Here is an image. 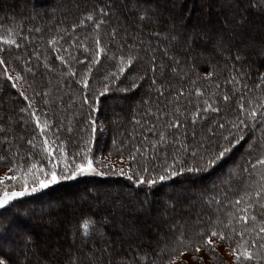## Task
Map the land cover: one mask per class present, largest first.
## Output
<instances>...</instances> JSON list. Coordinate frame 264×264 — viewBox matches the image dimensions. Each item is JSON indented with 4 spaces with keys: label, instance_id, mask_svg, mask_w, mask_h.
Instances as JSON below:
<instances>
[{
    "label": "snow or ice",
    "instance_id": "6c2138e0",
    "mask_svg": "<svg viewBox=\"0 0 264 264\" xmlns=\"http://www.w3.org/2000/svg\"><path fill=\"white\" fill-rule=\"evenodd\" d=\"M241 2L243 0H227L232 14L222 19L219 30L193 31L185 38V50L196 44L206 45L212 50L200 52L201 57H207L209 70L206 73L201 74L196 65L188 64L187 72L180 76L181 81L189 74L195 76L187 92V103L191 109L179 103L178 98L185 94V89L180 87L172 92V99L176 103L171 111L155 110V116L163 117L164 123L153 124V128L160 129L153 139L149 140L152 129H148V135H144L148 128V122L144 120L139 142H134V137L127 133L114 137L113 148L107 156L98 157L93 151L97 120L92 114L99 111L101 97L114 92H135L145 83L149 93L155 91L158 96L165 95L164 84L157 77L159 72L162 78L164 66L157 62L156 49L152 48L151 42L145 44L135 38L150 25H162L149 0L124 2V7L140 22L135 35H130L127 28L123 29V36L118 27L104 30L114 14L113 3L86 9L78 23L59 28L55 35L47 39L49 47L46 51L55 57V61H59L62 72L68 78L63 84L67 86L70 81L71 85L78 86V101L77 95L72 96L75 114L80 115L88 126V138L81 141L83 146L71 153L67 148L68 141L61 136L65 125L57 124V113L53 107L57 100L62 103V97L56 96L51 87L39 89L35 79L31 82L28 79L29 75L35 77V69L29 66L32 57L42 62L43 68L49 72L53 71V62L49 56L38 51H33L27 60L13 56L11 49L21 48L14 38L15 31L8 29L6 35H0V81L7 83L22 98L24 106L19 108L17 122L32 127V135L25 141L30 150L23 153L18 144L14 145L6 134L3 136L2 143L7 144L8 149L0 154V164L8 167L0 175V209L12 207V202H19V198L41 193L62 181L80 176H119L130 182L133 192L144 188L150 190L186 173L192 174L195 181L202 174L209 173L238 147L244 149L241 157L243 164L235 163L232 170L218 178L211 191L194 185L188 195L181 193L165 200L163 207L155 214L147 199L148 191H145L144 199H136L130 192L116 200L111 210L99 220L81 217L82 222L68 229L72 233L73 245L77 238L81 243L69 249L67 258L59 261V264H174L176 258L189 251L199 253L202 248L212 253L213 260L220 264L222 257L217 253L220 244L228 246L232 264H264V72L258 74L256 82L250 87L245 82L249 75L237 72L234 66L243 60L241 46L253 42L249 40L252 29L247 12L250 9L257 16L264 17V0H247L248 8L243 10L240 8ZM106 8L109 10L106 11ZM88 22L91 23V31L84 41L90 37L91 46L79 41L75 35ZM261 28L264 29V24ZM35 31L39 32L40 29ZM174 31L173 28L171 32L156 31L150 34L156 39L162 37L171 45L178 42L182 35L173 34ZM66 36L71 40L67 47L62 43ZM105 39L107 44L104 43ZM128 40L132 43H128ZM70 49L78 55H72ZM171 50L170 46L166 47L163 55L168 56ZM214 55L223 57L224 68H228V61L233 62L231 72L235 73L224 81L232 86L231 94L226 92L218 98L220 65L211 62ZM102 56L110 59L112 69L93 83L94 69L102 63ZM145 58L147 67L137 69V64ZM170 59L173 61L171 70L178 72L184 62L174 55ZM77 65L83 68L82 72ZM201 82H212L216 91L196 86ZM48 83L51 85V81ZM233 100L235 107L227 111L220 106L221 101L228 105ZM141 103L145 107L144 116L151 119V99L145 98ZM228 111L233 113L230 118ZM222 112L225 115L222 116ZM25 113L28 114L27 119ZM212 115L218 119H212ZM131 119L136 125H141L143 116L137 120L133 115ZM198 122L200 133L195 128ZM114 123L119 124V119ZM189 125L192 126L190 138L185 134ZM181 129L185 132H181ZM66 131L71 133L73 128L68 126ZM81 131L86 129L82 128ZM169 146L171 153L167 151ZM113 155L117 157L115 161L110 159ZM125 163L127 167H117V164ZM233 180L240 182L239 188H233ZM230 192H236V195L229 198ZM198 202L207 206L206 213L201 214ZM20 214L16 212L13 216ZM23 215L31 219L28 213ZM109 228L116 231L109 234ZM33 243L30 233L15 225L11 219L4 223L0 218V264H28V254L36 251L30 247ZM17 248L24 251L23 260H13L12 254ZM193 258L203 264L202 257L197 255ZM41 264L58 262L42 259Z\"/></svg>",
    "mask_w": 264,
    "mask_h": 264
},
{
    "label": "trees",
    "instance_id": "16d2710c",
    "mask_svg": "<svg viewBox=\"0 0 264 264\" xmlns=\"http://www.w3.org/2000/svg\"><path fill=\"white\" fill-rule=\"evenodd\" d=\"M124 2L125 0H43L42 2L39 0H10L8 6L3 7L0 5V35H6V30L12 29L15 31L14 38H16L21 44L20 49H11L12 55L21 56L22 59L27 60L33 51H38L43 55L49 56L50 61L53 62V71L49 72L43 68L42 62H38L35 57H32L29 66L35 69V77L33 78L29 75L28 79L30 82L35 79L36 86L39 89L51 87L56 96L62 97V103L60 100H57L53 107L56 109L57 113V124L65 125V128L61 130V136L68 141L67 148L70 153L78 151L79 148L83 146L81 141L88 138V126L85 124L84 119H82L80 115L75 114L76 107L73 104L72 96L77 95L78 101V86L71 85L70 81L67 86L63 84V81L68 78L62 72L59 61H55V57L46 51V48L49 47L46 41L52 35H55L59 28H68L73 22L78 23L82 13H84L86 9L90 10L93 6L100 7L104 4L113 3L114 14L111 17V23L106 26L104 30L109 31L111 27H118L121 29V36H123V29L127 28L130 35H135L139 29L140 22L136 15L128 12V9L124 7ZM149 2L156 10L162 25H150L149 27L143 29L141 35L136 36L135 38L144 41L145 44L151 42L152 48L156 49L157 62L164 66L162 68V78L159 72L157 73V77L160 78L164 84L165 95L158 96L155 91L149 93L147 90V83H145L135 92L127 94L114 92L101 97L98 105L99 111L92 114L93 118L97 120V131L95 133L93 151L98 157L101 155L107 156V153L113 148L112 140L114 137H122L125 133H127L128 136L134 137V142H139L142 139V136L140 135V128L143 125L144 120L148 122V128L145 129L144 135H148V129H152V135L149 136V140L153 139L156 132L160 130L159 128H153V124L160 125L164 123L163 117L157 118L155 116V110L161 109L171 111L172 106L176 103V101L172 99V92L178 90L180 87L185 89V94L184 96L178 98L179 103L191 109V106L187 103V92L192 87L191 80L195 79V76L189 74L183 81H181L180 76L184 72H187L188 64L196 65L201 74L206 73L209 70L206 66L207 57H201L200 52L203 50L208 53L212 50L210 47L202 44H196L193 48L185 50V38L193 31L200 30L205 23L207 25L209 23L208 32H215L219 30L222 19L232 14V9L228 5L227 0H149ZM240 8L242 10L248 8L247 0H243V2H241ZM108 10L109 9L106 8V11ZM186 11H188L187 16H185ZM247 14L249 16L252 29L249 40L253 42L241 46V55L243 60L241 63H237L234 66L237 72H243L249 75L250 78L245 80V82L251 87L256 82L258 74L264 72V39H262V37H264V33L259 36V34L262 33L261 31L264 32V29L261 28V25L263 24L261 21L264 17L257 16L255 12L250 9ZM206 17L208 18L207 22H204V18ZM182 18L185 19L182 20ZM21 25L22 29L20 28ZM37 28L40 29L39 32L35 31ZM173 28L175 30L173 34L182 35L178 42H174L171 45H169V42L165 41L162 37L160 39H156L150 34L156 31L171 32ZM90 31L91 23L88 22L85 26L81 27L75 35L79 41L86 42L89 46H91L92 41L90 37L87 41H84V38L89 35ZM127 42L132 43L131 40H128ZM62 43L65 47H67L71 43V40L68 36H66ZM104 43H108L107 39H105ZM169 46L172 50L169 52L168 56H164L163 50ZM70 51L72 55H78L75 50L70 49ZM110 55L111 53H109V56ZM141 55L143 56L144 53H141ZM173 55L184 62V65L180 70H178V72H173L171 70L173 61L170 57ZM101 59L102 63L94 69L95 74L92 78L93 83L112 69V62L110 59H106L103 56ZM211 62L213 64L219 63L220 65V67H218L217 76V81L220 83V90L217 92V98L226 92L231 94L232 86L230 84L226 85L224 81L230 78L231 75L235 74L231 72L233 62L228 61V68H224L223 64L225 61L223 60V57L219 55H214ZM136 67L141 70L144 67H147L146 58L145 60L139 62ZM77 68L79 71H83V68L79 65H77ZM128 75H130V73ZM121 79H124V77ZM49 81H51V85H49ZM196 86L204 87L207 91H216V89L212 87V82H201ZM169 87L171 88V91H169ZM57 88L59 89L58 91H56ZM30 91L31 90H29V92ZM145 98L151 99L150 106L153 107V116L151 119L144 116L145 107L141 102ZM193 100H195V97H193ZM23 106L22 98L17 95V92L11 89L7 83L0 81V154L6 152L8 149V145L2 143L3 136L5 134L10 141H13L14 145L18 144L20 146L22 153L30 150L25 141L27 138L31 137L32 127L30 124L28 126H24L23 124L17 122V118L20 115L19 108ZM220 106L227 111L228 109L235 107V101L233 100L228 105L223 104L221 101ZM27 115V113L24 114L25 119H27ZM133 115L136 116L137 120H140L143 116L141 125H136L132 121L131 118ZM221 115H225V112H222ZM227 115L230 118L233 113L228 111ZM211 118L218 119V117H215L214 115H212ZM117 119H119V124L114 123ZM68 126L73 128L71 133L66 131ZM82 128L86 129V131H81ZM195 128L198 133L201 132L199 122ZM191 130L192 126L189 125L185 133L189 136V138L191 137ZM180 131L185 132L184 129H181ZM191 142L192 141L190 139V143ZM211 148L212 145L210 144L209 149ZM167 151L169 153L172 152L171 146L168 147ZM243 153L244 149L242 147H238L229 157L221 161L209 173L202 174L201 177L195 181L192 178V174L186 173L184 175L174 177L171 180L164 182L162 185H156L150 190L144 188L143 190L135 191V197L137 199H144L145 191H148L149 193L151 192L152 194H149L147 197L151 202L152 212L155 214L163 207V202L165 200H170L181 193L188 195L189 192L187 188L193 187L198 180L204 181L203 188L211 191L212 185L214 183H218L219 177L226 175L230 170H232L235 163L239 162L243 164V160L241 159ZM110 159L115 161L117 157L113 155ZM120 166L127 167V164H117V167ZM7 167V165L0 164V171L5 170L6 172ZM12 174L13 173H9V175ZM92 181H95L94 183H96V181L97 183H106L107 181H111L115 184L121 185L122 188L116 191L118 198L126 197L127 195L125 190L132 189L130 182L119 176L111 174L107 176H80L74 180L62 181L48 190H43L41 193L19 198V202H12V207L0 209V218H2L4 223H7L9 219H12L13 213L18 211L26 212L28 215L33 217L36 215V210L40 209V207L44 205L45 198L54 199L50 201V205L54 204L56 203L54 196L62 191V189H68V191H71L72 188L79 184L84 183V185H89ZM168 185L171 186L170 189H168ZM232 186L234 189L239 188L240 182L238 180H233ZM199 188H201V186ZM235 195L236 192H230L229 198H233ZM75 203V201L69 205L63 203L62 205H59L58 209H52L46 212L45 217L48 219L55 218V220H58V216H61V221H57L59 226L56 227H60L62 230H53V235L55 236L54 238H56L55 240L59 243L67 241L69 237V225L76 226L78 222H82L80 219L81 217L99 220L101 218V214L96 213V208H101L105 212H109L111 210V206L104 203L98 202L95 205L92 202L87 204L81 203V207L79 206V208H77V218H69V216H66L68 206L72 208ZM197 207L200 208L201 214L208 211L207 206L203 208V204L200 202L197 203ZM29 208L32 209L29 210ZM22 217H24L21 219L22 221L26 219L25 216ZM40 217L44 218V216ZM69 219H71L70 223L66 226ZM33 220H35V217ZM22 225L25 226L24 223H22ZM108 231L109 234H112L113 228H109ZM60 235L62 240H60ZM70 235H72L71 232ZM33 237L34 243L32 245H35L36 251L35 253L28 254V264H41L42 259H47L49 261L56 260L59 264V261H62L65 257H67L68 250L65 251L59 249L54 252V249L51 248L52 242L48 243L46 246H42L40 245L39 234L34 232ZM77 239L81 243L80 239ZM219 246L227 245L220 244ZM219 246L217 247V251ZM201 250L205 251L213 258L212 253L208 252L207 249L202 248ZM17 251L20 255L22 254V258H13V260H23L25 255L24 251L20 248H17ZM49 251H51L50 254L48 253ZM56 253H58V255ZM191 253L193 252L189 251L185 254ZM179 258L180 257L175 259L174 264H176V261ZM214 262L216 263V261ZM220 264H232V257L230 258V261H223L222 259Z\"/></svg>",
    "mask_w": 264,
    "mask_h": 264
},
{
    "label": "rangeland",
    "instance_id": "374dc122",
    "mask_svg": "<svg viewBox=\"0 0 264 264\" xmlns=\"http://www.w3.org/2000/svg\"><path fill=\"white\" fill-rule=\"evenodd\" d=\"M10 0H0V5L3 7L8 6ZM34 1V0H33ZM39 1H43V0H39ZM217 9V8H216ZM188 11L185 12V16H187ZM185 18H182V20H184ZM207 17L204 18V22H207ZM264 24V19H262L261 21ZM209 25V23H208ZM208 25L205 23V25L200 28V30H197L196 32H200V31H208ZM262 30V29H261ZM262 33L259 34V36L261 34H263L264 32L261 31ZM113 103V102H112ZM5 170L0 171V174H4ZM95 182V181H94ZM92 181V183L90 182L89 185H84L83 184H79L77 186H75L74 188L71 189V191H68V189H62V191H60L59 193H57L54 197L56 199V203L51 204L50 205V201L54 200L52 198H45L44 200V205L42 207H40V209L36 210V215H34L33 217H31V219H25V220H21L23 219L24 216L23 213L26 212H19L21 213L19 216H13L12 217V222L15 225L20 226L21 228H23L27 233L31 234L32 240L34 241V237H33V233L36 232L37 234H39V240H40V245L42 246H46L48 243L52 242V246L51 248H53L55 251L57 250H69L74 248L75 246H78L80 244L79 240L76 239L75 240V245H73L72 242V235H70V232L68 231V239L67 241L63 242V243H59L57 240H55L56 238H54L55 236L53 235V230L55 229H61L60 227H56L59 226L57 221H61V216L59 215L58 220H55V218H50L48 219L46 216V212L49 210H56L58 209L59 205H62L63 203L66 205L72 204L73 201H75V205L72 206V208H70L68 206V211H67V215L69 216V218H77L78 216V212H77V208H79V206L81 207V203H89L92 202L94 205L99 203H104L107 204L109 206H111V208L114 206V202L116 200L122 199V198H118L116 195V191L120 190V188H122L121 185L115 184L111 181H107L105 182H99L94 183ZM204 181L198 180L195 183V187L199 188L200 186L203 187ZM171 186L168 185V189H170ZM193 187H188L187 190L189 193H191ZM125 190V188H124ZM132 192L133 195L135 196L133 189H128L125 190L126 195L128 193ZM149 194H152L151 192ZM187 195V194H184ZM195 198V197H193ZM137 199V198H136ZM142 199V198H141ZM148 199V197H147ZM78 203V204H77ZM206 205H203V208H205ZM32 208H29V210H31ZM96 213L101 214L102 215H106L108 213L105 212L104 210H102L101 208H96ZM38 212V213H37ZM40 216H44V218H41ZM35 217V220H33V218ZM70 220L67 222L66 226L70 223ZM21 222V224H20ZM22 223H24L25 226L22 225ZM28 226V227H27ZM70 226V225H69ZM29 228V229H28ZM51 229V230H50ZM68 229V228H67ZM116 231L115 228H113V233ZM62 234V233H61ZM63 235V234H62ZM11 239V238H9ZM60 240H62L61 235H60ZM30 247L35 248V245H30ZM52 251V250H51ZM51 251H49L48 253L50 254ZM218 254L220 257H222L223 261H230L231 256L228 254V247L227 246H219L218 249ZM35 253V252H34ZM199 256L203 258V264H216L213 260V258L206 253L205 251H200L199 253H191V254H184L182 257H180L177 261L176 264H201V261L199 259H194V256ZM14 259H20L22 258V254L20 255V253H18V251H14L12 254ZM21 256V257H20ZM67 257H65L66 259ZM221 262V261H220Z\"/></svg>",
    "mask_w": 264,
    "mask_h": 264
}]
</instances>
